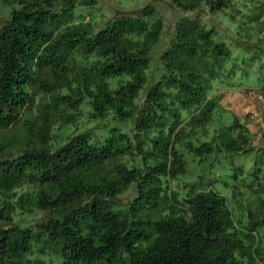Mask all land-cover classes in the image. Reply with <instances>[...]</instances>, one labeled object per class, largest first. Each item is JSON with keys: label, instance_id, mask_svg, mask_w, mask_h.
<instances>
[{"label": "trees", "instance_id": "obj_1", "mask_svg": "<svg viewBox=\"0 0 264 264\" xmlns=\"http://www.w3.org/2000/svg\"><path fill=\"white\" fill-rule=\"evenodd\" d=\"M95 2L0 0V264H264V172L230 200L183 177L187 151L252 148L222 98L264 82V0H169L222 25L166 36L149 3L84 18Z\"/></svg>", "mask_w": 264, "mask_h": 264}, {"label": "rangeland", "instance_id": "obj_2", "mask_svg": "<svg viewBox=\"0 0 264 264\" xmlns=\"http://www.w3.org/2000/svg\"><path fill=\"white\" fill-rule=\"evenodd\" d=\"M147 3L151 4L162 14L163 36H166V31L174 23V20L184 14L198 15L202 22L213 23L215 27H221L222 25V21L218 20L216 13L207 10L205 6L203 7V10H197L194 13H190L172 6L169 0H96L93 5L85 7V11L87 12L83 11L82 13L84 18L92 15L96 20H101L109 17L115 11H129ZM96 26L98 25L96 24ZM159 43H156L152 47V54H155L158 48L161 47L158 46ZM230 48L236 51L239 49L233 45H231ZM261 105L263 107L264 102L261 103ZM108 117L109 118H90L87 122L89 125L94 126L92 128V133L101 135L109 126H123L124 123L121 121L114 120L110 116ZM84 119H87L85 111L81 117V120ZM91 140L93 141L94 137H92ZM251 143L252 148L246 151L231 153L210 152L204 154L202 157L197 156L194 153L193 155L191 152L187 151L185 153L187 170L183 173V177L188 181L198 179L202 183L209 182L214 189L226 195L227 199H233L232 193L236 190V186L238 188L241 187L240 190H244L245 187L247 188L248 184L256 183L262 179L264 172V134L257 135L256 133L255 136H253ZM252 186L255 185L253 184ZM130 192L131 188L122 192L119 195L120 199L124 200ZM259 195L260 194L258 193V196ZM261 196H264V193H262ZM244 207L245 204L243 202L237 203L234 201L232 212L236 213L237 208L242 209ZM35 214L37 213L35 212Z\"/></svg>", "mask_w": 264, "mask_h": 264}, {"label": "crops", "instance_id": "obj_3", "mask_svg": "<svg viewBox=\"0 0 264 264\" xmlns=\"http://www.w3.org/2000/svg\"><path fill=\"white\" fill-rule=\"evenodd\" d=\"M223 93L222 102L239 115L250 112L253 132L257 130V135L260 134L259 132L264 134V106L262 107L260 102L246 97L242 92V88L224 90Z\"/></svg>", "mask_w": 264, "mask_h": 264}, {"label": "built area", "instance_id": "obj_4", "mask_svg": "<svg viewBox=\"0 0 264 264\" xmlns=\"http://www.w3.org/2000/svg\"><path fill=\"white\" fill-rule=\"evenodd\" d=\"M242 92L246 97L260 103L264 102V82L258 87L242 88Z\"/></svg>", "mask_w": 264, "mask_h": 264}]
</instances>
